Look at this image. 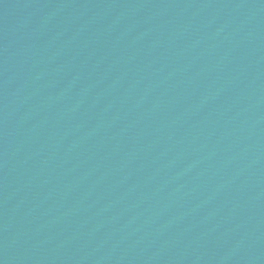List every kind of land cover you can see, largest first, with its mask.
<instances>
[{"label":"water","instance_id":"obj_1","mask_svg":"<svg viewBox=\"0 0 264 264\" xmlns=\"http://www.w3.org/2000/svg\"><path fill=\"white\" fill-rule=\"evenodd\" d=\"M0 264H264V0H0Z\"/></svg>","mask_w":264,"mask_h":264}]
</instances>
